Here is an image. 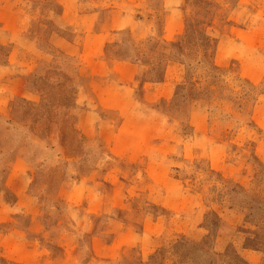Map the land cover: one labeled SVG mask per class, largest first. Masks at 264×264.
<instances>
[{
    "label": "rangeland",
    "instance_id": "1",
    "mask_svg": "<svg viewBox=\"0 0 264 264\" xmlns=\"http://www.w3.org/2000/svg\"><path fill=\"white\" fill-rule=\"evenodd\" d=\"M0 264H264V0H0Z\"/></svg>",
    "mask_w": 264,
    "mask_h": 264
},
{
    "label": "trees",
    "instance_id": "2",
    "mask_svg": "<svg viewBox=\"0 0 264 264\" xmlns=\"http://www.w3.org/2000/svg\"><path fill=\"white\" fill-rule=\"evenodd\" d=\"M56 73H60V72H56ZM65 100L66 102L64 101L62 106L66 107L68 105V101L67 99ZM53 107H54V102L52 101V98L47 97L45 101L41 103V108L39 110L42 115V121L40 122V124L38 126L26 125V126H29V130L32 133H35V135H37L39 138L48 139L51 136V134L54 133L55 131L51 123L53 121L57 122V120L60 121L59 115H61L60 113L62 112L58 113V112L53 111ZM58 131L63 137L62 131L61 130H58ZM31 158L30 160H32Z\"/></svg>",
    "mask_w": 264,
    "mask_h": 264
}]
</instances>
